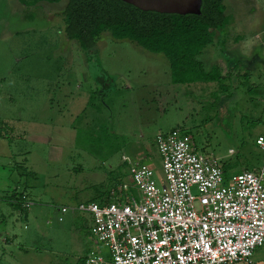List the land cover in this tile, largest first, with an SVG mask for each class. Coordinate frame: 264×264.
I'll return each mask as SVG.
<instances>
[{
	"label": "rangeland",
	"instance_id": "rangeland-1",
	"mask_svg": "<svg viewBox=\"0 0 264 264\" xmlns=\"http://www.w3.org/2000/svg\"><path fill=\"white\" fill-rule=\"evenodd\" d=\"M226 2L234 14L240 4L245 31L264 38V0ZM66 4L0 1V173L12 170L19 188L9 196L30 203L0 202V264H80L104 250L89 213L60 209L107 199L128 180L123 156L164 184L159 134L188 133L230 176L262 165L264 92L250 94L249 79L235 73L224 90L173 84L164 55L110 32L84 52L65 32Z\"/></svg>",
	"mask_w": 264,
	"mask_h": 264
},
{
	"label": "built area",
	"instance_id": "built-area-1",
	"mask_svg": "<svg viewBox=\"0 0 264 264\" xmlns=\"http://www.w3.org/2000/svg\"><path fill=\"white\" fill-rule=\"evenodd\" d=\"M156 143L164 184L151 167L123 156L128 180L104 202L60 209L89 213L94 244L104 249L80 264H253L264 245V136L256 140L261 167L228 177L182 130L159 134Z\"/></svg>",
	"mask_w": 264,
	"mask_h": 264
},
{
	"label": "trees",
	"instance_id": "trees-1",
	"mask_svg": "<svg viewBox=\"0 0 264 264\" xmlns=\"http://www.w3.org/2000/svg\"><path fill=\"white\" fill-rule=\"evenodd\" d=\"M18 1L25 7H37L41 2L62 0ZM63 22L68 38L77 41L84 52H90L103 33L110 32L115 40H130L147 52L164 55L173 84L216 83L224 90L237 74V67L226 75L219 67L208 71L199 60L217 34L235 22L227 14L225 0H203L201 15L144 11L122 0H67ZM222 168L228 177L225 165Z\"/></svg>",
	"mask_w": 264,
	"mask_h": 264
},
{
	"label": "crops",
	"instance_id": "crops-1",
	"mask_svg": "<svg viewBox=\"0 0 264 264\" xmlns=\"http://www.w3.org/2000/svg\"><path fill=\"white\" fill-rule=\"evenodd\" d=\"M225 3L227 6L226 0ZM239 8L240 10L237 9V12L234 14L229 11V7L227 6V14L234 17V24L228 27L227 30L217 34L215 43L206 48L203 54L199 57V60L204 64L206 70L210 71L215 67H219L225 75L230 72L231 67H237V75L249 79L247 81L251 85V88H249L250 94L254 93V90L264 92V69H262V66H264V38L259 37L255 32L251 35L249 30L245 31V27L242 25L241 21L242 10L240 4ZM236 23L237 28L235 26ZM236 29L237 36H234L232 34ZM162 58L165 59V57ZM256 60H258V64L255 63ZM9 144L10 155L13 158V144L10 143V141ZM2 169L4 171L0 173V202L4 201L13 207H17L14 205H17L21 196H17L18 199L17 197H13L15 193L17 194L19 188L13 180L14 172L12 170H6L5 166H3ZM18 207L20 209L23 208L21 202H19ZM3 218L4 217L1 216L0 220ZM3 221H0V227L2 226L1 223ZM253 264H264V245L255 251Z\"/></svg>",
	"mask_w": 264,
	"mask_h": 264
},
{
	"label": "water",
	"instance_id": "water-1",
	"mask_svg": "<svg viewBox=\"0 0 264 264\" xmlns=\"http://www.w3.org/2000/svg\"><path fill=\"white\" fill-rule=\"evenodd\" d=\"M144 11L201 15L203 0H122Z\"/></svg>",
	"mask_w": 264,
	"mask_h": 264
}]
</instances>
